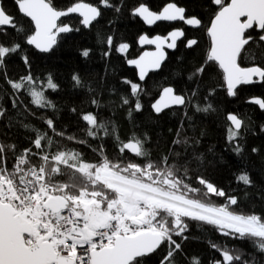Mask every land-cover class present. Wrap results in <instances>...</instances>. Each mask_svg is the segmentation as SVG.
<instances>
[{
	"label": "snow or ice",
	"instance_id": "snow-or-ice-1",
	"mask_svg": "<svg viewBox=\"0 0 264 264\" xmlns=\"http://www.w3.org/2000/svg\"><path fill=\"white\" fill-rule=\"evenodd\" d=\"M208 2L216 8L206 30L211 44L206 62L196 67L189 79L196 82L214 64L222 74L227 95L235 97L240 86L264 83V0ZM14 3L29 23H19L0 4V34L7 35L8 29H12L19 36V40L9 45L0 42V78L7 88L14 90L13 94L27 92L32 104L55 110V103L45 94V88L53 92L59 88L52 76L49 74L44 87L38 88L28 56H21L27 74L17 79L9 76L8 62L24 51L20 40L48 53L61 34L80 30L64 23L62 18L78 15L80 24L88 28L102 12L99 6L84 0H74L67 8H58L54 0H14ZM100 5L116 12L121 10L110 0H100ZM131 14L148 25L181 21L195 28L202 26L200 18L187 16L186 9L174 2L167 3L159 12L141 3ZM184 36L182 29H175L166 37L140 36L139 43L155 45V51L127 61L139 70V80L144 81L150 70L159 69L166 58L165 47L175 49L177 40ZM101 42L110 50L113 37L108 36L106 41L101 38ZM197 44L193 38L187 39L185 46L191 49ZM128 47L121 43L116 50L123 53ZM89 54V49L81 52L85 58ZM244 58L253 61L251 66H241ZM72 80L74 87H84L79 75L74 74ZM124 83L130 86V96L122 97L121 105L129 106L131 117L134 111L142 110L140 95L144 89L140 83L127 79ZM197 96L195 89L189 96L177 94L173 87H164L151 108L156 114L174 105L191 106L201 113L216 110L211 103L193 104ZM18 99L19 96L13 99V108L18 107ZM204 99L207 101V96ZM90 103L99 105L94 97ZM249 103L264 110V98L252 97ZM7 112L0 105V121L7 119ZM185 117L192 119L187 112ZM79 119L86 122L87 137L95 140L111 137L117 141L115 160L103 154V145L98 148L101 158L96 162L85 161L78 150L62 146L65 140L82 145L87 141L58 131L51 118L44 121L46 130H34L29 146L23 149L0 140V264H150L162 249L166 251L158 264H176V255L182 251V241L188 238L185 233L191 222L212 226L223 237L247 243L252 249L249 252L235 245L229 248L210 243L219 258L214 256L209 264H264V215L237 211L238 197L201 174L200 169L208 161L198 150L199 138L188 137L178 129L167 151L154 159L147 147L146 134L143 137L134 134L124 142L111 121H101L98 113H83ZM226 119L229 121L226 140L236 155H242L241 141L247 125L234 113H229ZM7 126H14L11 120ZM260 131L264 132V125ZM236 180L245 187L254 184L246 170ZM213 197H222L224 202L217 204ZM190 264L202 262L193 256Z\"/></svg>",
	"mask_w": 264,
	"mask_h": 264
},
{
	"label": "trees",
	"instance_id": "trees-1",
	"mask_svg": "<svg viewBox=\"0 0 264 264\" xmlns=\"http://www.w3.org/2000/svg\"><path fill=\"white\" fill-rule=\"evenodd\" d=\"M58 8H67L74 0H54ZM84 2L99 6L102 12L100 19L89 30L80 24V18L73 16L64 19L80 30L70 34L61 35L50 54H40L35 49L20 40L24 51L20 55L10 58L7 71L11 78L17 79L27 74V69L21 56H28L31 63V74L37 78V87L45 85L49 74L54 82L59 85L53 92L45 88V94L56 105V109L39 108L31 103V97L27 92L14 93L7 88L0 78V105L7 110V119L0 121V140L5 143H15L18 149H23L30 144V137L35 135L34 130H46L44 121L53 119L57 130H63L67 135L86 140L87 144L77 141H63L70 150H78L83 159L88 162H96L101 158L98 151L103 145V154L109 159L115 160L118 152L117 141L111 137L100 140L86 136V122L79 119L83 113H98L101 121H111L117 130L121 141L127 142L134 134L137 137L147 135V147L151 150L153 158H157L167 151L176 132L181 130L188 137L199 138L198 150L203 153L208 163L200 169L201 174L217 187L224 189L230 195L238 197L236 210L245 214L255 212L264 215V132L260 131L264 125V111L258 106L249 104L252 97L264 98V83L240 86L238 95L229 97L222 74L216 65L212 64L201 79H189L191 72L206 62V56L210 48V38L207 35V27L216 10L208 0H110L120 7L116 12L114 8H105L100 5V0H84ZM174 2L186 9L187 16H196L201 19L202 26L199 30H190L184 24L161 23L153 29H147L145 25L131 13L132 10L143 3L150 10L159 12L163 6ZM227 2V0H226ZM6 11L17 17L21 24L27 25L28 19L18 13L14 0H2ZM179 28L184 30L185 39L178 44L177 50L168 55V59L159 73L151 74L141 82L137 72L129 68L128 60L136 59L142 53L138 46L139 37L145 33L149 36H166L172 30ZM108 36L113 37V45L109 50L106 43ZM196 39L198 44L191 49L186 45L187 39ZM19 40V36L8 29L7 35L0 34V42L9 45ZM121 43L129 47L125 52L116 49ZM84 49H89L87 58L81 55ZM104 52H109L104 56ZM260 63L259 60L255 61ZM253 61L249 58L241 60V66H251ZM264 66V65H262ZM79 75L84 87H74L72 76ZM140 83L144 92L140 95L142 110L133 112L129 116V106L121 105V98L130 96V86L124 80ZM173 87L177 94L191 95L192 90H197L198 96L193 98V104L199 103L205 106L211 103L216 109L213 112L201 113L189 106L187 108L172 109L157 116L151 105L158 99L164 87ZM214 89V94L209 91ZM19 96L18 107H12L13 99ZM207 96V101L205 97ZM96 98L99 105H92L90 100ZM75 108L74 113L71 110ZM185 112L192 119L185 117ZM234 113L243 119L247 128L243 132L241 143L244 153L236 155L226 140V117ZM11 120L14 126L8 127ZM183 123V128L181 124ZM27 125L28 127H24ZM6 133V135H4ZM204 133V135H200ZM55 139V137H54ZM209 148L212 152H209ZM257 148L258 153H252L251 149ZM180 150V147H177ZM195 166L193 165V168ZM248 171L254 184L245 187L238 183L236 177L242 171ZM194 180V177H193ZM194 186H198L195 185ZM217 204L224 202L222 197H213ZM188 237L182 241V251L176 255V264H190V258L197 256L202 264H209L218 253L210 248V243L226 245L229 248L237 246L246 251H252L247 243L223 237L212 226L191 222ZM177 242H181L177 238ZM166 249L160 250L150 261V264H158L165 254Z\"/></svg>",
	"mask_w": 264,
	"mask_h": 264
},
{
	"label": "water",
	"instance_id": "water-1",
	"mask_svg": "<svg viewBox=\"0 0 264 264\" xmlns=\"http://www.w3.org/2000/svg\"><path fill=\"white\" fill-rule=\"evenodd\" d=\"M0 4H2V0H0ZM178 6V5H177ZM73 16H77L78 17V15H75V14H73V15H70L69 17H66V18H62V20H64V19H67V18H70V17H73ZM134 17H136V18H138L144 25H145V27L147 28V29H153V28H155L158 24H161V23H169V24H178V23H181V24H184L183 22H181V21H171V22H169V21H158L156 24H153V25H148V24H146L143 20H142V18H140V17H138V16H134ZM79 18V17H78ZM81 19V18H80ZM100 19V17L98 18V20ZM95 22H97V21H95ZM95 22H93V24L95 23ZM188 29H190V30H199L201 27H199V28H195V27H192V26H189V25H186V24H184ZM92 26H90V27H88V28H85L86 30H89L90 28H91ZM176 29H179V28H176ZM175 30V29H174ZM173 31V30H172ZM184 31V30H183ZM72 33V32H71ZM185 33V32H184ZM67 34H70V33H67ZM61 35H64V34H61ZM144 35H147V36H149L148 34H144ZM168 35V34H167ZM166 35V36H167ZM155 36H157V35H155ZM155 36H149L150 38H152V37H155ZM159 36H161V37H166V36H162V35H159ZM60 37V36H59ZM58 37V38H59ZM185 39V36L184 37H181V38H179L178 40H177V46H176V48L175 49H168L167 47H165V49H164V51L166 52V58H165V60L162 62V64H161V66H160V68L159 69H152V70H150L149 72H148V75L145 77V80L144 81H141V82H145L149 77H150V75L151 74H155V73H159L161 70H162V68H163V66H164V64L166 63V61H167V59H168V55L170 54V53H174V52H176V50H177V47H178V44L181 42V41H183ZM56 46V45H55ZM55 46H54V48H55ZM138 46H139V48H140V50H142V53L140 54V56H142L145 52H154L155 51V45H150V44H144V45H141L140 43H139V40H138ZM30 47H32L33 49H35L34 48V46H30ZM195 47V46H194ZM193 47V48H194ZM53 48V49H54ZM53 49L50 51V52H48V53H41L39 50H37V49H35L38 53H40V54H50L52 51H53ZM188 49H190V48H188ZM139 56V57H140ZM139 57H137L136 59H138ZM128 66H129V68H131V69H134V70H136V72H137V75H138V69L134 66V65H130V64H128ZM139 78V77H138ZM174 90H175V88H174ZM175 92H176V90H175ZM248 103H249V101H248ZM249 104H251V103H249ZM252 105H254V104H252ZM255 106H257V105H255ZM259 107V106H258ZM181 108H184V107H181V106H172V107H170V108H168V109H165L163 112H161L160 114H156L157 116H160V115H162L163 113H165V112H167V111H169V110H172V109H181ZM262 111H264V110H262ZM154 112V111H153ZM229 122V121H228Z\"/></svg>",
	"mask_w": 264,
	"mask_h": 264
},
{
	"label": "built area",
	"instance_id": "built-area-1",
	"mask_svg": "<svg viewBox=\"0 0 264 264\" xmlns=\"http://www.w3.org/2000/svg\"><path fill=\"white\" fill-rule=\"evenodd\" d=\"M80 254L82 255L83 253L81 252Z\"/></svg>",
	"mask_w": 264,
	"mask_h": 264
}]
</instances>
